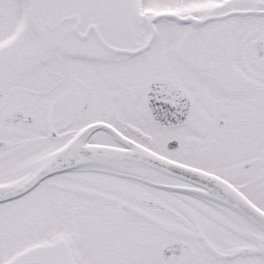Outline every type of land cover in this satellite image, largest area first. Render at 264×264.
Returning <instances> with one entry per match:
<instances>
[{
    "label": "snow or ice",
    "instance_id": "1",
    "mask_svg": "<svg viewBox=\"0 0 264 264\" xmlns=\"http://www.w3.org/2000/svg\"><path fill=\"white\" fill-rule=\"evenodd\" d=\"M0 264H264V0H0Z\"/></svg>",
    "mask_w": 264,
    "mask_h": 264
}]
</instances>
